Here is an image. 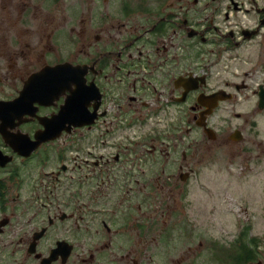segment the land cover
<instances>
[{
  "label": "flooded vegetation",
  "instance_id": "af4514ba",
  "mask_svg": "<svg viewBox=\"0 0 264 264\" xmlns=\"http://www.w3.org/2000/svg\"><path fill=\"white\" fill-rule=\"evenodd\" d=\"M239 143L264 158V0H0V264H183L186 186ZM196 244L264 264L250 218Z\"/></svg>",
  "mask_w": 264,
  "mask_h": 264
},
{
  "label": "rangeland",
  "instance_id": "374dc122",
  "mask_svg": "<svg viewBox=\"0 0 264 264\" xmlns=\"http://www.w3.org/2000/svg\"><path fill=\"white\" fill-rule=\"evenodd\" d=\"M62 43L60 40V47ZM243 145L220 148L197 164L183 199L182 225L189 235L184 238L188 243H183V264L193 260L199 239L218 236L227 241L249 218L254 233L264 230V158L240 153ZM189 244L190 249L186 247Z\"/></svg>",
  "mask_w": 264,
  "mask_h": 264
}]
</instances>
